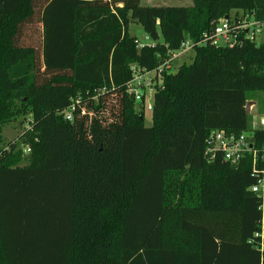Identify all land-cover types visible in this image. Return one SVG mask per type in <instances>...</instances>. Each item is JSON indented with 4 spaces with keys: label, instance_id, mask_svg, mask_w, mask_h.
<instances>
[{
    "label": "trees",
    "instance_id": "1",
    "mask_svg": "<svg viewBox=\"0 0 264 264\" xmlns=\"http://www.w3.org/2000/svg\"><path fill=\"white\" fill-rule=\"evenodd\" d=\"M231 13L264 23V0H0V130L22 115L29 157L0 149V264H264L251 158L203 155L210 131L250 129L264 39L194 45L162 74L150 127L126 93L131 67L155 70ZM134 20L153 46L136 48Z\"/></svg>",
    "mask_w": 264,
    "mask_h": 264
},
{
    "label": "built area",
    "instance_id": "2",
    "mask_svg": "<svg viewBox=\"0 0 264 264\" xmlns=\"http://www.w3.org/2000/svg\"><path fill=\"white\" fill-rule=\"evenodd\" d=\"M238 36L246 41L252 42L255 45L262 43L264 39V23L254 20L249 14L238 13L231 15L230 18L219 19L213 29L209 33H204L197 43H192L189 40L183 42L178 51L170 53L155 70H139L131 67V79L126 85V93L132 98L134 108L137 112L147 110L151 112L153 95L157 90L162 88V74L174 73L171 67L175 61L186 54L192 52L195 46H211L215 48H223L235 44ZM146 44L139 43L135 38L136 48L153 46L150 38L145 35L143 39ZM172 59L173 62H172ZM78 101H74L66 110L62 112V117L65 121L70 122L72 113L75 110V105ZM250 129L239 134H229L224 131L212 130L208 133L205 140V148L203 155L206 160L211 161L219 157L224 163L236 168L246 157L251 158V173L258 178L256 185L251 186L248 190L255 194L258 198H264V144L258 147L253 138L255 131L264 128V115L259 117L255 122L253 117L249 123ZM260 211H264V207H260ZM263 229V228H261ZM261 251H264V232L259 235Z\"/></svg>",
    "mask_w": 264,
    "mask_h": 264
},
{
    "label": "rangeland",
    "instance_id": "3",
    "mask_svg": "<svg viewBox=\"0 0 264 264\" xmlns=\"http://www.w3.org/2000/svg\"><path fill=\"white\" fill-rule=\"evenodd\" d=\"M146 4L147 6L166 5L168 7H189L192 5V0H153L151 4L147 3L146 0L140 1L141 6H146ZM128 33L130 36H134L139 43L146 44L145 41L143 40L145 38V34L141 26L138 25L137 23H134L133 21L129 23ZM161 41L162 40L159 39L160 43ZM193 55H194L193 51L183 54L175 61L174 66L172 63V67L170 70H172V72H176L180 65L189 64L193 58ZM170 57H167V59ZM173 60L174 59H172V62ZM263 98L264 97L262 94H257L256 98H253L252 100L248 101L252 103L250 104L249 111L247 112L249 116V123H251L252 117L253 120L256 122L259 117L264 115ZM17 105H19V103H17ZM23 119L24 117L22 115H18L15 118H13L9 123L2 126L0 130V149H8L9 144H15L16 149L22 150L21 160L19 162L20 166L27 165L29 162L28 154L25 151L26 145L21 143V138H20L23 131L25 130L23 127ZM143 125L145 127L151 126L150 112H148L147 110H145L143 114Z\"/></svg>",
    "mask_w": 264,
    "mask_h": 264
},
{
    "label": "water",
    "instance_id": "4",
    "mask_svg": "<svg viewBox=\"0 0 264 264\" xmlns=\"http://www.w3.org/2000/svg\"><path fill=\"white\" fill-rule=\"evenodd\" d=\"M227 17H224V19H226ZM134 23H138V20H134L133 21ZM250 104H252L251 102H247L246 103V106H245V112L247 113L249 111V107H250Z\"/></svg>",
    "mask_w": 264,
    "mask_h": 264
},
{
    "label": "crops",
    "instance_id": "5",
    "mask_svg": "<svg viewBox=\"0 0 264 264\" xmlns=\"http://www.w3.org/2000/svg\"><path fill=\"white\" fill-rule=\"evenodd\" d=\"M141 1V0H140ZM146 2L147 3H152L153 2V0H146ZM162 3H164V2H162ZM146 6H147V4H146ZM152 7V6H151ZM156 7H167L166 5H161V6H156ZM129 27V26H128ZM134 37V36H133Z\"/></svg>",
    "mask_w": 264,
    "mask_h": 264
}]
</instances>
